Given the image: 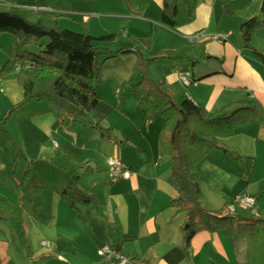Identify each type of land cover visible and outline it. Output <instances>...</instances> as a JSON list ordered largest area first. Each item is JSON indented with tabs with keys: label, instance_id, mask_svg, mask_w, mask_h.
Wrapping results in <instances>:
<instances>
[{
	"label": "crops",
	"instance_id": "crops-1",
	"mask_svg": "<svg viewBox=\"0 0 264 264\" xmlns=\"http://www.w3.org/2000/svg\"><path fill=\"white\" fill-rule=\"evenodd\" d=\"M18 1L19 7L58 14L60 28L78 32L88 29L94 36L117 32L119 19L125 18L122 38L126 41L119 45L132 46L145 58L164 49L196 45L192 56L200 59L195 65L185 58L160 59L151 75L166 82L174 101L190 98L210 116L232 101L257 107L258 119L241 126L232 136L215 139L227 150L212 148L198 170L205 208L236 213L246 220H264V61L252 49L253 54L246 55L228 40L235 35L232 28L219 30L228 32L224 42L211 34L197 43L190 39L198 31L216 33L219 25L233 18L228 16H240L234 21L239 33L242 22L258 14L263 0L246 3L240 14L234 10L228 14L225 0H193V16L185 15L183 5L175 29L161 20L163 0H84L85 8L68 0L62 4ZM13 3L0 0V9H9ZM150 32L154 35L150 47L143 41L137 43L135 37ZM256 34L264 36L260 30ZM253 47L264 55V49ZM0 50H4L1 67L11 55H21L28 47L14 35L1 34ZM135 53H122L104 62L96 84L100 102L88 124L74 121L47 101L36 100L16 108L4 120L9 108L22 100L24 90L15 78L3 82L0 129L10 127L17 146L29 159L46 160L65 172H77L80 188L94 194V200L76 210L62 198L56 184L25 191L19 186L23 177L18 180L15 176V156L6 148L0 150V197L24 206L26 232L25 239L21 238L13 220L0 218V264H113L100 256L99 251L106 246L127 255L130 264H264V222L235 239L222 229H201L188 247L184 245L186 215L172 205L178 191L169 181L171 158L162 156L159 148L165 118L157 115L149 119L137 94L129 91L130 80L139 78L135 68L140 55ZM183 73L193 81L191 85H184ZM97 124L109 128L113 138L102 135L94 127ZM1 138L10 144L0 134ZM112 156L129 165V179L110 176L108 159ZM23 161L25 173L28 162ZM246 191L257 196L251 208L235 202V197Z\"/></svg>",
	"mask_w": 264,
	"mask_h": 264
},
{
	"label": "trees",
	"instance_id": "trees-1",
	"mask_svg": "<svg viewBox=\"0 0 264 264\" xmlns=\"http://www.w3.org/2000/svg\"><path fill=\"white\" fill-rule=\"evenodd\" d=\"M9 1V0H7ZM9 9H0V35L10 33L23 46L36 45L38 52L25 50L21 55H11L0 67V87L10 78L18 80L24 90L20 102L12 105L4 120L13 111L26 103L47 101L61 111L70 115L74 121L90 123V117L100 102L96 84L100 82V73L106 60L122 53L139 52L129 45H116L123 35L125 18L119 19V30L115 33L94 36L88 29L78 32L68 28H60L58 14L44 10L19 7L18 0H12ZM180 3L184 5V13L188 18L193 16V0H163L162 22L175 29L178 26ZM233 0H225V10L233 12ZM264 28V0L258 14L242 22L240 38L245 47L251 48L258 56L264 55L251 45L256 32ZM49 41L42 46V39ZM138 44L146 42L147 47L153 43L154 35L150 32L143 37H135ZM196 45L187 44L178 48L163 51L145 58L139 56L135 68L138 80L131 79L129 91L137 94L143 113L153 119L157 115L165 118V126L161 133L159 148L162 156L171 158V174L169 181L178 191L172 205L186 215L184 226L185 246L198 230H224L232 239L240 233L251 231L263 219H243L236 213L223 214L205 208L202 204V175L198 164L212 148L220 147L215 139L234 135L238 129L258 119L256 106L247 104L239 106L232 101L210 116L208 110L186 98L177 103L166 90L164 80L153 78L148 68L160 59L185 58L193 66L200 58L192 53ZM98 127L102 135L112 139L109 128ZM0 134L7 138L15 149L14 168L19 161L28 162L20 188L30 192L40 190L45 184H56L61 189V196L66 203L76 209L90 205L94 194L80 188V175L75 171L65 172L56 168L51 162L28 158L17 146L11 132L0 129ZM24 206L14 199L0 197V218H8L15 222L17 232L25 239L23 224Z\"/></svg>",
	"mask_w": 264,
	"mask_h": 264
},
{
	"label": "built area",
	"instance_id": "built-area-1",
	"mask_svg": "<svg viewBox=\"0 0 264 264\" xmlns=\"http://www.w3.org/2000/svg\"><path fill=\"white\" fill-rule=\"evenodd\" d=\"M209 35L205 31H198L193 34L190 39L192 42L197 43L204 41L207 39ZM213 39H216L220 42H224L227 40V32L220 31L216 34H212ZM184 85H191L193 81L189 78V76L185 73L182 74L181 77ZM195 104L196 101H193ZM54 146L59 147V144L54 141ZM108 171L110 176L113 179H129L132 175V171L128 164H126L120 157L112 156L108 159ZM257 196L251 191H246L242 194H239L235 197V202L243 207L251 208L256 204ZM47 244L46 242H44ZM100 256L102 259L113 262V264H130L131 259L123 254L119 249L114 246H106L102 248L100 251Z\"/></svg>",
	"mask_w": 264,
	"mask_h": 264
},
{
	"label": "rangeland",
	"instance_id": "rangeland-1",
	"mask_svg": "<svg viewBox=\"0 0 264 264\" xmlns=\"http://www.w3.org/2000/svg\"><path fill=\"white\" fill-rule=\"evenodd\" d=\"M52 2H54V3H63V0H51ZM68 1H70V2H74V3H76V4H80V5H82V6H84V8L86 7V5L87 4H85L84 3V0H68ZM254 2H255V0H233V4H232V8H233V10L235 11V12H237V13H239L240 14V10L243 8V7H245V4L246 3H249L250 5H253L254 4ZM179 7H180V9H182V7H183V4L182 3H180V5H179ZM228 14H230V13H228ZM228 17H233V18H228V19H230V20H227L226 22H223L222 23V25H219V29L216 31V33H218L219 32V30L221 29V27L223 28V30H225L224 28H226V29H228L229 31H230V29L229 28H232V30H233V32L235 33V35H233L232 37H230V38H228V40L229 41H231V42H233V43H235L237 46H238V48L239 49H241V50H244V53L246 54V55H251V54H253L252 52H251V48L249 49V47H244V44H243V42H242V40H241V38H240V34L238 33V31L237 32H235V29L234 28H238V27H236V25H234V21H237L239 18H240V16L238 17V18H236L235 16H228ZM234 19H236V20H234ZM117 30V29H116ZM240 31V30H239ZM260 32L261 33H263L264 34V29L263 30H260ZM216 33H212V32H208L207 34H216ZM228 33V32H227ZM3 34H5V35H11V36H13L12 34H10V33H3ZM260 34H256L255 33V35H254V37L252 38V40H251V45L253 46H259V48H262V49H264V36L263 37H260L259 36ZM123 36H121V37H119L118 39H117V41H116V45H119V44H122V41L124 40V41H126L124 38H122ZM49 41V39H48V37H46V38H44V39H42V46H45L46 44H47V42ZM28 47V50H33V51H35V52H38L39 50H40V47L39 46H36V45H28L27 46ZM248 48V49H247ZM11 50V49H10ZM2 51H4V50H0V57H1V60H2V57H3V63H4V55L2 54L3 52ZM2 54V55H1ZM136 55H137V57L140 55V53H135ZM6 56V55H5ZM9 56V55H8ZM114 58V57H113ZM167 59V58H166ZM180 61H183V60H180ZM2 63V64H3ZM138 64V63H137ZM154 65H152V66H150L149 68H148V72H149V74L151 75V72H152V67H153ZM159 67V66H158ZM161 72L163 73V70H161ZM152 76V75H151ZM187 88V87H186ZM166 90L168 91V89L166 88ZM185 90V89H184ZM169 92V91H168ZM4 126L5 125H3L2 127L4 128ZM8 130V132H11V131H9L10 130V127H9V129L7 128V129H4V131H7ZM12 134V133H11ZM3 136V135H2ZM4 137V136H3ZM3 138H1V141H0V150H4V148H6L8 151H9V155H13V156H15V149H14V147H13V145H12V143L7 139V138H5V139H7V141H9L10 142V144H8L7 142H6V140H2ZM19 148V147H18ZM25 164H24V161L22 160V161H19L18 162V164H17V166H16V168H17V173H16V177H17V179L18 180H21V178L23 177V174H24V170H25ZM12 175V174H11Z\"/></svg>",
	"mask_w": 264,
	"mask_h": 264
}]
</instances>
